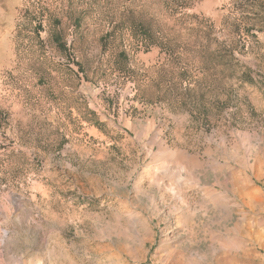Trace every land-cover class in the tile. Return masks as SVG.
<instances>
[{"label": "rangeland", "instance_id": "1", "mask_svg": "<svg viewBox=\"0 0 264 264\" xmlns=\"http://www.w3.org/2000/svg\"><path fill=\"white\" fill-rule=\"evenodd\" d=\"M3 264H264V0H0Z\"/></svg>", "mask_w": 264, "mask_h": 264}, {"label": "bare ground", "instance_id": "2", "mask_svg": "<svg viewBox=\"0 0 264 264\" xmlns=\"http://www.w3.org/2000/svg\"><path fill=\"white\" fill-rule=\"evenodd\" d=\"M0 212H1V211H0ZM2 262H3V261H2ZM2 262H1V259H0V264H3Z\"/></svg>", "mask_w": 264, "mask_h": 264}]
</instances>
